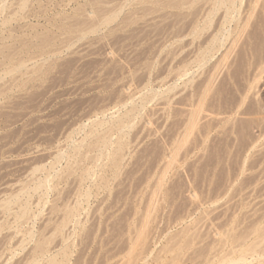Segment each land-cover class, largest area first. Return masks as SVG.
Wrapping results in <instances>:
<instances>
[{"label":"rangeland","instance_id":"obj_1","mask_svg":"<svg viewBox=\"0 0 264 264\" xmlns=\"http://www.w3.org/2000/svg\"><path fill=\"white\" fill-rule=\"evenodd\" d=\"M22 2L0 0V264H209L250 240L264 264V15L236 36L211 0Z\"/></svg>","mask_w":264,"mask_h":264},{"label":"bare ground","instance_id":"obj_2","mask_svg":"<svg viewBox=\"0 0 264 264\" xmlns=\"http://www.w3.org/2000/svg\"><path fill=\"white\" fill-rule=\"evenodd\" d=\"M25 1L26 0H23V2H22V4L24 5L25 4ZM170 2L172 1V2H174L173 0H169ZM193 1V0H192ZM192 1L190 0V2L192 3ZM195 1V0H194ZM210 1V0H209ZM212 2L211 3H213V4H211L213 7L212 8H210V11H209V13H208V15L206 14V16L208 17V18H210L211 20V22L212 21H214V20H212V18H211V15H214L219 9L221 10V8H225L224 10H225V12H224V14H223V21H224V23H231V22H233V21H236L237 20V22L235 23L236 25L234 26V27H236V28H234L233 29V31H234V33L236 34V36L238 35V34H240L241 32H243L247 27H248V25H250V21H251V19L252 18H254V20L256 19V17L258 18L260 15H261V13H262V16L264 15V5H262L263 3L261 2V0H250V3H249V7H248V9H247V13H246V15L242 18V16H241V18H239V19H237L238 18V15L240 14L239 13V8L241 7V6H238V5H240L239 4V2H238V0H211ZM240 1V0H239ZM242 1V0H241ZM240 1V2H241ZM262 1H264V0H262ZM156 2V1H155ZM171 2V4H173L172 5V7L174 8H185V4L187 5V3H188V1L187 0H177V1H175L174 3H172ZM189 2V3H190ZM260 2H261V5H259L260 4ZM166 3V2H165ZM169 3V2H168ZM168 3H166V6H169V7H171V4H169V5H167ZM189 3H188V5H189ZM193 3H195V2H193ZM192 3V4H193ZM245 4H246V2H245ZM244 4V5H245ZM195 5V4H194ZM206 5H208V4H206ZM243 5V6H244ZM164 6V5H163ZM195 6H197V5H195ZM205 6V5H204ZM247 6H248V4H247ZM258 6H260V8H261V6L263 7V9L261 8V10H259V11H257V8H258ZM3 7V6H2ZM188 8H189V6H187ZM201 7H202V5H201ZM201 7H199V8H201ZM206 7V6H205ZM204 7V8H205ZM211 7V6H210ZM239 7V8H238ZM246 7V6H245ZM168 8V7H167ZM245 9V8H244ZM184 10V9H183ZM204 10V9H203ZM209 10V9H208ZM242 10V9H241ZM240 10V11H241ZM181 11V10H180ZM257 11V12H256ZM183 12V11H182ZM186 12V11H185ZM189 12V11H188ZM199 12V11H198ZM207 12V11H206ZM205 12V13H206ZM221 12H223V11H221ZM179 13V12H178ZM190 13V12H189ZM218 13V12H217ZM256 13V14H255ZM183 14V13H182ZM220 14V13H219ZM184 16H185V14H183ZM222 15V14H221ZM115 16V14H113V15H110L109 17H107L106 19V21H108V20H110V19H112L113 17ZM187 16V15H186ZM199 16H200V14H199ZM203 17V16H202ZM222 17V16H221ZM240 17V16H239ZM261 17V16H260ZM195 18V17H194ZM205 19H206V17H204ZM208 18H207V20H208ZM262 18V17H261ZM203 19V18H202ZM204 19V20H205ZM194 20V19H193ZM258 20V19H257ZM262 20H263V18H262ZM198 21V20H197ZM206 21V20H205ZM209 20H208V22H210ZM256 21V20H255ZM5 22H7L6 20H5ZM210 22V23H211ZM223 23V24H224ZM233 23V24H234ZM255 23H257V22H255ZM198 24V23H197ZM196 24V25H197ZM205 24V23H204ZM222 24V25H223ZM258 24V23H257ZM186 25V24H185ZM190 25V24H189ZM193 25V24H192ZM194 25H195V23H194ZM193 25V26H194ZM251 25H253V24H251ZM202 26H203V24H202ZM206 26V25H205ZM212 25H210V27H211ZM184 27V26H183ZM189 27V26H188ZM197 27H198V25H197ZM207 27V26H206ZM209 27V26H208ZM228 27H230V26H228ZM252 27H254V26H252ZM256 27V26H255ZM196 28V27H195ZM200 28V27H199ZM232 28V27H231ZM191 29H193V28H191ZM197 29V28H196ZM220 29V28H219ZM223 29V28H222ZM228 29V28H227ZM226 29V30H227ZM254 29V28H253ZM186 30V29H185ZM198 30V29H197ZM225 29H223V31H224ZM195 31V30H194ZM258 31V30H257ZM189 32H191V31H189ZM218 32H219V30H218ZM225 32H227V31H225ZM255 32V31H254ZM231 33L233 34V32L231 31ZM192 34V33H191ZM228 34H229V31H228ZM231 34V35H232ZM234 34V35H235ZM224 36V35H223ZM222 36V37H223ZM229 36V35H228ZM235 37V36H234ZM239 37H240V35H239ZM232 38V37H231ZM237 38V37H236ZM214 39H215V37H214ZM222 39V38H221ZM215 40H217V39H215ZM219 40V39H218ZM226 40V39H225ZM228 40V39H227ZM263 40H264V38H263ZM211 42V41H210ZM216 44V43H215ZM213 45V44H212ZM215 46V45H214ZM259 52V51H258ZM259 56V55H258ZM263 58V57H262ZM261 59V58H260ZM258 60V59H257ZM195 111V110H194ZM194 113V112H193ZM262 113H264L263 111H262ZM194 116H196V114L195 115H193V117ZM192 117V116H191ZM196 118V117H195ZM262 118V117H261ZM197 119V118H196ZM263 120V119H262ZM261 120V121H262ZM257 121V120H256ZM264 121V120H263ZM259 122H260V120H259ZM192 123H193V121H192ZM194 123H195V121H194ZM189 125V124H188ZM193 124H191V126H192ZM262 127H264V126H262ZM261 128V127H260ZM263 129V128H262ZM256 223V222H255ZM263 225V224H262ZM264 227V226H263ZM263 227H259V228H257V232L259 233L258 235L260 236L262 233V235H261V237L263 238V239H261V237H259L258 235H256L257 237H259L262 241L264 240V228ZM253 228L254 229H256L255 228V225H253ZM253 228H251L250 229V231L253 229ZM247 229H245V231H246ZM248 231V232H247ZM246 232H243V233H245L246 235H247V233L248 234H252L253 233V230L251 231V232H249V230H247ZM243 233H239L240 235H238L237 237H234V239H238V238H241L243 241H245V235L243 234ZM241 234H243V235H241ZM224 235V234H223ZM229 235V234H228ZM235 235V234H234ZM231 236V235H230ZM250 236V235H249ZM249 236H246L247 238H249ZM255 236V237H256ZM253 237V236H252ZM254 237V239L253 240H256V238ZM222 238V237H221ZM225 236L222 238V239H220V240H222V241H220L219 240V242H222L223 244H226L225 243ZM227 238H229V236H227ZM231 239V238H230ZM233 239V240H234ZM250 239H251V237H250ZM260 239H258L259 240V243H258V248L260 249V248H262V247H259V245L260 246H263V245H261V243H262V241L260 240ZM233 240H231V241H233ZM236 240H234V242L233 243H236L235 241ZM239 241L241 242V240L239 239ZM238 242V241H237ZM254 242L255 241H253V243H252V240H250V244H252V246L254 245ZM257 242L258 241H256V243L255 244H257ZM228 243H230V242H228ZM232 243V242H231ZM239 243V242H238ZM236 244L237 246H235V244L234 245H231L230 247H231V249H230V247H229V245H228V249H227V251H226V253H225V251L223 252V254L221 253V252H219V253H221V256L220 257H218V259H215V260H209L210 262H209V264H242L243 262H245V264H251L252 262H250V261H247L248 259H247V257L246 256H249L250 254H251V252H249L251 249L250 248H248V245H249V247H251V245L248 243V245H245V248H246V246H247V250H249L248 252H246L247 250H244V248H242L241 246V244H243V243H240V245L239 244ZM245 243V242H244ZM223 244H220L219 243V245H220V247H221V245L223 246ZM264 244V243H263ZM225 246V245H224ZM223 246V247H224ZM227 246V245H226ZM225 246V247H226ZM220 247H219V249H218V251L220 250ZM222 247V248H223ZM243 247H244V245H243ZM169 248H170V246H169ZM214 247H212V249H213ZM226 249V248H225ZM230 250H231V252H230ZM261 250V252L264 250V247H263V250L262 249H260ZM251 251H256V252H258L257 250H251ZM216 252V251H215ZM228 252V253H227ZM230 252V253H229ZM256 252H254L255 254H256ZM260 252V253H261ZM264 252V251H263ZM233 253L234 254H237L236 256L235 255H233ZM248 253H250V254H248ZM259 253V252H258ZM262 254V253H261ZM212 255V254H211ZM214 255V254H213ZM212 255V256H213ZM253 254H251V256H252ZM214 256H216V255H214ZM213 256V257H214ZM254 257V256H253ZM264 257V256H263ZM212 259V258H211ZM256 259V258H255ZM258 259V258H257ZM256 259V260H257ZM250 260V259H249ZM254 259H252V261H253ZM255 260V261H256ZM254 261V262H255ZM260 260H258V262H259ZM208 262V261H207ZM253 262V263H254ZM263 262V261H262ZM52 264V263H51ZM244 264V263H243Z\"/></svg>","mask_w":264,"mask_h":264}]
</instances>
